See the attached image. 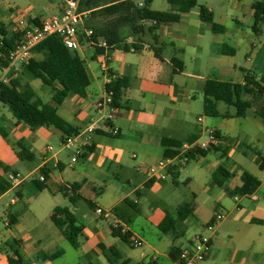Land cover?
Returning a JSON list of instances; mask_svg holds the SVG:
<instances>
[{"label":"crops","instance_id":"crops-1","mask_svg":"<svg viewBox=\"0 0 264 264\" xmlns=\"http://www.w3.org/2000/svg\"><path fill=\"white\" fill-rule=\"evenodd\" d=\"M66 1L48 0L47 5L43 6L42 0H0V23L10 33L21 36L25 26L39 24L51 15H61ZM260 1L264 0H230L228 7L221 10L213 5H197L190 12L181 13L178 22L166 23L153 34L146 32L139 37H129L113 48H103L104 52L101 54L108 57L107 71L100 67L101 54H96L93 46L81 42L77 51L85 60L90 77L88 94L84 98L71 94L63 99L58 108V114L78 129L75 137L80 151L75 162L72 159L76 152L62 147L65 139H62L60 131L47 127L34 128L28 121L18 122L8 106L0 104V127L7 134L5 138L0 134V175L4 174L3 168H8L9 172L27 177L0 195L2 200L15 191L14 196L18 197L14 204L10 201L6 203L3 210L11 224L8 227L4 225L0 230V264H9V258H17V254L25 264H54L55 259L43 258V255L62 251L58 258H63L70 252V248L78 252L85 264H93L102 258L108 264H121L124 260H129L131 264V259L126 258L115 246L124 241L114 236L112 221L96 214L98 207L103 208L93 200V195L99 188L98 183L112 179L122 180L132 188L103 209L113 210L114 216L127 226L125 233H131L132 236L130 247H135L133 239H141L142 246L145 245L152 252L151 260L158 262L155 255L159 253V245L149 243L143 236H137L128 225L130 218L126 220L118 215V206L125 203L141 212L142 199L147 197V191L155 192L159 189L157 181L150 180L146 175L145 167L164 158L165 150L169 148L168 140L185 142L193 138L205 139L207 129H214L219 133L221 143L218 150L210 151L205 156H196L179 169L177 177L179 178L182 170L191 161L198 159L199 167L193 170L194 173L202 181L205 172L210 173V178L204 182L201 190L193 191L192 201L185 202L176 209L177 214L178 209L186 203L194 206L193 214L188 219L179 221L176 231L171 232L175 234L174 241L181 240L179 244L173 241L167 256L173 260L170 256L172 249H179L180 254L195 234L204 233L212 241L206 264H264L260 256L264 251V199L257 196V190L253 195L241 196L239 200H235L233 191L242 185L241 175L246 170H229L222 163L223 160L236 157L241 152L240 148L246 144L238 139L236 147L231 148L230 144L223 142L224 138L231 135L234 138L237 134L230 123L236 118H246L252 112L254 118L264 124V117L259 115L264 108V97L255 99L244 95V100L252 102V108L244 117H237V110L233 113L219 110V103L224 102L217 103L220 116L213 118L218 121L208 120L199 114L203 111L207 116L204 112L203 89L208 80L245 84L248 72L256 74L258 78L264 76V39L256 40L250 31L243 29V21L250 16L253 22L248 28L254 31L253 5ZM200 6L207 7L213 13L214 22L223 26L224 32H214L210 23L201 20ZM150 26V23H145L146 30ZM259 30L255 34L264 33V25H260ZM153 35L157 36V41L153 40ZM223 45L234 49L235 54H222ZM154 48L159 49L162 59L156 57ZM239 52L246 53V64L236 61ZM41 58L40 54L33 53V59ZM172 58L182 61L184 67L181 71L175 72ZM91 61L98 62L97 67H93ZM122 78L127 79L129 84L120 101L119 112L111 115L108 107L100 110L97 104L107 94L106 85L112 80ZM12 79L19 80V91L30 86L34 92V103H47L54 95V88L45 85L40 78L23 74L21 70ZM195 85L201 91V98L197 99L195 95L198 93L193 89ZM60 88L59 84L55 85V89ZM256 101L261 102L258 110L255 109ZM195 115L197 124L194 123ZM93 124L96 125V130L90 133L88 128ZM112 128L119 129L118 135L112 134ZM243 136L252 140L247 132H243ZM262 139L264 141V136ZM256 140L260 141L259 138ZM19 143H23L33 155L31 161L21 160L17 156L21 150ZM224 151H227L226 154H223ZM245 154L246 152H242V155ZM258 155L260 168L264 156L261 157L260 152ZM220 166H224L231 173L221 186L213 178ZM44 168L49 169L48 177L42 174ZM41 176L44 181H40ZM170 177L173 178L171 175ZM192 179L194 177L187 180L189 184H193ZM33 181L45 183L46 188L38 191ZM150 181L153 184L147 187ZM74 186L77 187L76 190L73 189ZM26 188L35 195L49 190L54 198L58 194L67 198L70 207H63L71 209L83 228L79 248H74L56 225L58 216L55 209L62 206L54 205L49 210L47 215L52 225L43 221L39 208H33L29 199L26 200L28 207L24 210H13L25 199ZM74 195L77 201L72 205L69 197ZM246 198L250 201L244 204ZM135 200H138L137 203ZM72 207L75 212L79 210V213L84 214L82 219L74 213ZM147 210L150 224L162 232L159 225L167 212L160 213L149 206ZM218 212L224 213L226 217L216 223L215 214ZM83 219L86 221L82 222ZM211 223L215 224L212 232L206 230V226ZM161 242L162 238L158 240L159 244ZM60 246L63 249H59ZM111 249L121 253L122 258L115 260L116 257H112L110 253ZM146 257L142 253L138 262L150 261ZM175 263L180 264L179 261Z\"/></svg>","mask_w":264,"mask_h":264},{"label":"trees","instance_id":"trees-1","mask_svg":"<svg viewBox=\"0 0 264 264\" xmlns=\"http://www.w3.org/2000/svg\"><path fill=\"white\" fill-rule=\"evenodd\" d=\"M88 0H80V10L82 12H90L92 21L95 18H103L102 22L93 23L92 21L85 26L86 29L93 31L92 42L96 54H101L104 49L98 46L99 42L104 40L108 48H113L124 43L129 37H139L146 32L153 34L160 26L169 22H178L181 13H188L198 5V0H167L171 5L172 11L162 12L152 10L151 5L154 0H142L143 7H140L137 0H91L86 7ZM255 23L253 26L254 32L258 33L259 26L264 25V1L256 2L253 5ZM200 18L204 22L212 25V30L216 33L224 32L225 28L214 22L213 13L205 6L199 7ZM145 23H150L151 26L146 30ZM22 36V35H21ZM20 35H14L9 32L7 27L0 23V65H7L10 52L15 49ZM82 43L89 44L84 31L80 33ZM153 40L157 41V36L153 35ZM34 52L40 54L42 58L32 59L31 62L21 69L23 74L31 75L40 78L45 85L54 88V95L48 103H34V92L27 86L24 91L18 90V79H12L10 85L0 86V104L8 106L14 118L18 121H28L34 128L47 127L54 128L61 132L62 139L69 136H76L78 129L74 128L70 123L65 121L59 114L58 108L62 105L63 99L74 94L80 97H86L91 81L86 69V62L77 50L68 49L59 35H52L39 44ZM156 57L161 58L159 49L154 48ZM222 54L234 55L235 50L223 45L221 48ZM171 63L174 66L175 72L181 71L184 67L182 61L177 58H172ZM59 84L60 89H55V85ZM128 80L125 78L112 80L106 85L107 93H112L114 104L119 108L120 101L124 95V91L128 87ZM204 112L209 117L220 116L217 110V103L224 102L228 106H234L237 110V117H244L249 109L252 108V102L244 100V95H249L255 99L264 97V76L257 77L256 74L248 72L245 77V84H237L231 82H223L218 80H208L205 83L204 89ZM264 117V108L259 114ZM0 134L7 137L6 131L0 127ZM218 136L219 133L217 132ZM196 139H190L185 142H193ZM184 142L168 140V149L165 150L164 158L173 157L177 154V150ZM20 151L17 156L21 160L31 161L33 155L29 153L23 143H19ZM218 150V147H213L208 150H199L190 154V160L196 156H205L210 151ZM224 151L223 154H226ZM181 167H174L170 173L174 179H177V174ZM261 170L264 171V157L260 164ZM4 174L0 175V195L5 194L12 188V183L8 180L7 174L10 173L8 168H3ZM15 173V172H13ZM49 169H42V174L48 177ZM231 176L229 170L224 166H220L213 175L214 181L219 185H223L224 181ZM242 185L233 191L235 196L253 195L261 186V181L244 171L241 175ZM38 188V191H43L46 188L45 183L33 181ZM153 181H150L146 186L150 187ZM73 189H77L76 186ZM70 203L75 205L77 197L70 196ZM135 204V203H134ZM55 212L58 216L56 225L68 239L74 248L80 247V237L83 234V228L78 224L75 215L69 207H57ZM194 212V206L191 203H186L177 211L176 217H172L167 213L159 229L165 233L176 231V225L179 221L188 219ZM13 222V221H12ZM115 237H119L128 245L131 243V233H122L120 229L113 230ZM179 249H172L170 256L174 261H179ZM110 253L116 257L115 260L122 258L121 253L115 249H111ZM62 251L55 254H44L43 258L50 260L58 258ZM9 264H25L22 257L17 254V258H9ZM121 264H130L129 260H124ZM136 264H159L155 260L148 262L141 261Z\"/></svg>","mask_w":264,"mask_h":264},{"label":"rangeland","instance_id":"rangeland-1","mask_svg":"<svg viewBox=\"0 0 264 264\" xmlns=\"http://www.w3.org/2000/svg\"><path fill=\"white\" fill-rule=\"evenodd\" d=\"M48 0H42L43 6L47 5ZM230 0H198V6L199 5H205V6H216L217 10H221L224 7H228ZM151 7L154 10L157 11H172L171 5L167 2V0H154ZM91 13L88 16V19L85 20L84 27L88 25L92 20ZM103 18H95L92 22L93 23H99L102 22ZM253 18L246 17V20L243 21V29L245 31H250L252 33L253 38L256 40L264 39V33H261V35L255 34V32L251 30V28H248L250 24H252ZM235 25V22H234ZM236 61L241 64H246V53L245 52H239L236 56ZM93 67H97L98 62H90ZM193 89L198 91L195 95L198 98H201V91L197 85L193 86ZM257 102V103H256ZM255 102V109L258 110L260 108V101ZM48 103V102H47ZM219 110L222 112L229 110L230 112H235L236 109L234 107H229L224 103H219ZM199 114L202 115V117H205L206 119L210 120H216L218 119L213 117H208L203 114V111H201ZM194 123L197 124L196 121V115L193 117ZM233 127V130L237 133L236 138L231 135L229 138H224L223 142L227 145L230 144L231 148L236 147V141L238 139L243 140L246 144L243 145L240 148V153L236 155V157L227 160H223V164L230 170L231 168H238L239 170H246L253 175H255L260 181L261 186L257 191V196L261 199H264V171L259 168V155L258 152H260V156H264V141L262 137L264 136V124L260 122L259 119L254 118L252 112L246 117V118H236V120L232 121L230 123ZM243 132H247L249 136L252 138L246 139L243 136ZM256 138H259L260 141L258 142ZM58 142V141H57ZM242 152H246L245 155H242ZM213 156H216L215 153H212ZM218 157V156H216ZM219 159V158H218ZM198 159L191 161L188 164V167L184 168L181 172V175L178 179H174L172 177L167 178L166 181L163 182H157L159 185V189L155 192H149L147 191V197L142 199V207L141 212H138L134 208H132L128 204H122L121 206H118V215L128 220L130 218V222H128V225L132 227L134 232L139 237H144L146 240L151 244H157L159 247H157L158 254L155 256L158 258V262L160 264H176L175 261L171 260L167 256V251L169 250L171 244H173V239L175 234H163L158 230V228L152 226L150 224V214L147 210V207H152L153 209L158 210L160 213L162 211H166L168 214H170L172 217H176V209L182 205L185 202L192 201L193 200V191L194 190H201V186H203L204 182H206L210 177V173L205 172V177L203 178L204 181L198 179L197 175L194 173L193 170L198 169L197 165ZM208 176V177H207ZM194 177L193 184L188 183V179ZM99 188L95 191V194L93 195L94 203L100 204L103 206V208L116 200L118 196H123V192H129L132 187H130L126 182L122 180H116L112 179L109 181H101L98 183ZM134 186V184L132 185ZM15 191L10 192L5 198L0 200V230L4 227L3 220L6 218L3 213V210L6 208L5 204L10 201V199L14 196ZM98 194V195H96ZM25 199L21 201L13 210L16 211H22L28 205L26 204V200L31 201V205L33 208H39V212L41 213V218L43 221H45L48 224H51L49 218H48V212L51 210L52 206L59 205V206H69L70 204L67 201V198L63 196V194H58L57 198H54L52 194L49 192H44L43 194L35 195L30 189L26 188L24 192ZM241 198V196H239ZM250 200L246 198L244 201L245 203H248ZM86 209L89 208L87 205H85ZM79 209V208H78ZM72 210L74 213H77V215L82 219L84 214L79 213L81 211L78 210V212H75V208L72 207ZM117 212V211H116ZM90 213V212H89ZM82 222H85L86 220H81ZM103 225L104 222H100ZM52 225V224H51ZM13 229V228H12ZM194 229H191L193 231ZM14 231V230H13ZM162 238L161 244L158 243V240ZM181 240V239H180ZM179 239H177L175 244H179ZM67 245V244H66ZM116 248H118L126 258L131 259V264H135L139 261L141 258V254H145L147 257V260H151L152 252L149 250L145 245L142 247H130L124 242H119V244L115 245ZM59 249H63L62 246L58 247ZM70 252H68L63 258H58L53 261L54 264H85V260L82 257L78 256V252L74 250L73 248H70ZM162 254V255H160ZM165 255V256H164ZM154 256V255H153ZM262 263H264V251L261 253ZM103 258L99 261L93 262V264H108L106 260L103 262Z\"/></svg>","mask_w":264,"mask_h":264},{"label":"built area","instance_id":"built-area-1","mask_svg":"<svg viewBox=\"0 0 264 264\" xmlns=\"http://www.w3.org/2000/svg\"><path fill=\"white\" fill-rule=\"evenodd\" d=\"M137 2L140 7L144 6L142 0H137ZM89 14L90 12H82L80 10V0H67L66 6L61 15H51L40 21L39 24L33 23L30 26H25L22 30V36L18 41L17 46L9 54L8 64L0 65V86L10 85L14 75L31 62L35 48L52 35H59L68 49L77 50L81 46L80 33L83 30L86 38L90 40L89 45H95L91 40L93 31L84 27L85 20L88 19ZM98 46L108 48V45L104 40L100 41ZM100 58L101 69L107 71L108 57L101 54ZM97 106L100 110L108 107L111 115H116L119 112V108L114 104L112 93H107L106 96L98 102ZM95 130V124L88 128L90 133ZM118 133V128H112L113 135H118ZM205 134V139L184 142L181 147L177 149V154L173 157L162 158L158 162L146 166L144 170L148 178L157 182L166 181L171 175V169L174 167H182L190 161V154L199 150H208L220 145V136H218L214 129H207ZM62 147L66 150H75L76 154L72 161H77L80 145L75 136L65 138L62 142ZM7 178L12 183V186L27 179V177L13 172L8 173ZM40 181H44L43 176L40 177ZM17 199V196L12 197L10 203L14 204ZM235 200H239V197L235 196ZM137 201L138 200H135V203H137ZM96 214L100 215L105 220H111L115 229H120L122 233L127 232V226L122 223L119 218L114 216L113 210L98 207L96 209ZM225 217L226 215L224 213L218 212L215 214V222H220L224 220ZM3 223L6 227L11 224L8 217L3 220ZM214 228V223L206 226V230L210 232H212ZM133 245L135 247L142 246L141 239H133ZM211 249V237L204 233H197L192 237L188 246L181 251V263L206 264L208 253Z\"/></svg>","mask_w":264,"mask_h":264},{"label":"water","instance_id":"water-1","mask_svg":"<svg viewBox=\"0 0 264 264\" xmlns=\"http://www.w3.org/2000/svg\"><path fill=\"white\" fill-rule=\"evenodd\" d=\"M91 2V0H88L85 4V6L87 7L89 5V3Z\"/></svg>","mask_w":264,"mask_h":264}]
</instances>
